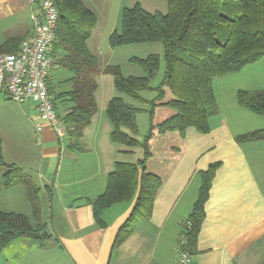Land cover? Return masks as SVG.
Listing matches in <instances>:
<instances>
[{
	"label": "crops",
	"instance_id": "0c3cea01",
	"mask_svg": "<svg viewBox=\"0 0 264 264\" xmlns=\"http://www.w3.org/2000/svg\"><path fill=\"white\" fill-rule=\"evenodd\" d=\"M30 31L27 1L0 0V44L9 39L22 40ZM52 70L60 78L55 83L52 75L49 78L55 97L71 89L70 84L61 83L72 74L62 67ZM65 71L68 75L63 78ZM233 76L236 80L217 84L223 92L219 93L221 103L215 97L217 113L210 120V132L189 130L180 138L176 160L161 175L163 184L151 217L116 247L117 234L134 201L106 210L103 218L107 225L103 228L96 225L89 202L105 191L107 177L124 150L110 139V121L104 118L97 122L95 117L81 136L89 141L86 150L79 151L68 136L59 143L48 125L36 133L34 105H19L0 92L3 161L28 175L40 190L39 196L46 199L42 222L48 234L43 244L30 238L14 239L0 251V264H176L178 240L197 197V174L214 163L219 167L204 204L192 264H264V139L236 141L242 134L264 130V116L242 108L236 98L238 91H264V58L238 74L213 79V88L214 80ZM66 100L59 97L56 102L60 116L71 107ZM0 170L1 183L7 168ZM74 184L80 185L78 190L70 189ZM24 190L22 184L8 188L1 185L0 211L21 213L30 219L32 211Z\"/></svg>",
	"mask_w": 264,
	"mask_h": 264
},
{
	"label": "trees",
	"instance_id": "16d2710c",
	"mask_svg": "<svg viewBox=\"0 0 264 264\" xmlns=\"http://www.w3.org/2000/svg\"><path fill=\"white\" fill-rule=\"evenodd\" d=\"M165 13L148 12L139 3L124 8L120 26L112 31L108 42L111 47L161 43L162 56L150 54L134 58L143 75L124 76L119 66L106 65L101 73L111 75L115 91L139 102L136 107L121 96L112 97L105 112L111 123L110 139L124 148L121 154L130 155L141 148L142 158L134 162H115L107 177L105 191L93 200V217L98 227L107 225L104 212L114 205L134 201L127 220L121 225L114 246H118L142 222L151 217L153 203L163 179L148 171L151 155L149 140L153 131L177 133L184 138L189 130L199 134L210 132V120L217 113L213 79L236 73L264 58V0H166ZM58 11L52 56L56 67L67 69L72 77L61 85L71 89L53 97L59 117L67 127L72 147L83 151L80 140L83 131L97 113L95 93L96 76L100 73L95 56L89 51L87 41L96 26V16L81 0H53ZM21 40L9 39L0 44V54L15 53ZM60 53V54H59ZM56 54H59L57 56ZM161 60L164 64L161 81L153 87ZM48 90L52 95V89ZM154 92L151 100L141 93ZM66 98L71 107L60 116L56 102ZM237 103L242 108L264 116L262 91H238ZM145 104L167 107L172 114L159 123H151V130L142 142L138 134L137 114L146 111ZM152 115V111L150 112ZM153 121V116H151ZM264 139V130L251 131L236 137L237 143ZM0 167L7 171L2 186L22 184L33 210L32 221L21 213L0 211V251L17 238H30L43 244L48 238L46 225L39 219L37 188L24 172L3 161L0 144ZM219 163L210 164L198 172L197 197L188 215L186 225L187 248L192 254L204 220L212 179Z\"/></svg>",
	"mask_w": 264,
	"mask_h": 264
},
{
	"label": "rangeland",
	"instance_id": "374dc122",
	"mask_svg": "<svg viewBox=\"0 0 264 264\" xmlns=\"http://www.w3.org/2000/svg\"><path fill=\"white\" fill-rule=\"evenodd\" d=\"M85 7H87L90 11L94 13L96 16L97 22L96 26L93 30L92 39L89 44L90 52L95 56L98 64V68L100 73L96 76L97 81V90L95 94V99L97 103V113L92 117V120L96 119L97 122H103L104 118L108 119L106 116L105 108L107 101L112 97L121 96L123 99L129 103H132L136 107H143L141 103L135 102L127 96L118 94L113 86V78L111 75H107L101 73L102 69L106 65H117L119 66L122 75L124 76H141L143 75V71L141 67L135 63L134 58L143 59L150 54H157L162 56L163 47L161 43H153V44H138V45H127V46H118L111 47L109 45L108 39L113 30L118 29L120 26V18L121 13L124 8H130L135 3H139L145 10L148 12H161L165 13L167 10V2L166 0H81ZM164 70V64L161 60V64L159 66V70L156 78L151 82V85L155 87L162 78ZM242 70L236 73L230 74H238ZM63 78H66L68 72L65 71ZM52 75V82L55 83L58 79H60L55 71L51 70L50 76ZM228 75V74H226ZM225 75L220 76V78H224ZM62 78V79H63ZM236 77H230L229 79H219L218 81L214 80V88L217 91L215 97H219L218 101L221 103V98L219 96L220 92H223V88H219L217 84L219 81H227L232 82ZM218 79V77H217ZM236 80V79H235ZM228 86V85H227ZM221 87V86H220ZM213 88V89H214ZM227 89V88H226ZM250 92V91H248ZM264 93V91H262ZM141 96L145 100H151L156 94L154 92H143ZM216 102V100H215ZM104 104V111H101V105ZM216 105V103H215ZM146 111L140 112L137 114V126H138V134L136 135V139L139 142H142L145 137L149 134L151 130V123L154 125L155 123H159L166 117L172 114V111L163 106H154L151 107L150 104L144 105ZM217 108V105H216ZM152 111V115L150 112ZM60 112L58 108V113ZM102 112V113H101ZM153 116V121L151 119ZM109 121V120H108ZM91 124V123H90ZM101 132V131H100ZM106 133L105 130L103 131ZM85 138H87L85 136ZM81 139L80 143L83 147V151L86 150L88 144L87 139ZM87 140V141H86ZM180 137L177 133H159L158 131H153V135L149 140V150L151 152L150 157L147 160V169L148 171L155 173L159 176L163 175L167 169H169L170 164L176 160L179 151H180ZM67 150V149H66ZM142 149L137 148L134 149V153L130 155L119 153V157L116 162H134L137 159L142 158ZM68 151H65V153ZM64 168V167H63ZM114 169V168H113ZM1 172V170H0ZM64 174V169L61 171ZM60 175V179L62 182V178L64 175ZM64 181V180H63ZM76 182V181H75ZM35 185V183L33 182ZM2 185V181L0 186ZM80 185L74 184V186L70 187L72 190H78ZM37 188V200H38V210H39V219L40 221L46 218V199L44 197L39 196L40 190ZM24 188V187H23ZM62 189V188H61ZM65 190V189H64ZM25 191V190H24ZM29 202V200L27 199ZM30 205V202H29ZM31 207V205H30ZM30 220L32 223L36 221L33 218V210L31 208Z\"/></svg>",
	"mask_w": 264,
	"mask_h": 264
},
{
	"label": "built area",
	"instance_id": "2783aa9c",
	"mask_svg": "<svg viewBox=\"0 0 264 264\" xmlns=\"http://www.w3.org/2000/svg\"><path fill=\"white\" fill-rule=\"evenodd\" d=\"M26 1L30 8L31 31L21 40L15 53L0 54V92L19 105L32 103L36 110L34 131L40 133L43 125H48L57 141L63 143L67 127L58 116L54 98L48 90L50 73L56 66L52 49L58 11L53 0ZM186 227L178 240L176 264H192Z\"/></svg>",
	"mask_w": 264,
	"mask_h": 264
}]
</instances>
